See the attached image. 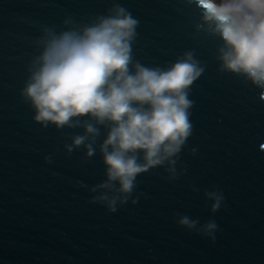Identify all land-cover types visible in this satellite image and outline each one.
Returning <instances> with one entry per match:
<instances>
[{
	"label": "water",
	"instance_id": "obj_1",
	"mask_svg": "<svg viewBox=\"0 0 264 264\" xmlns=\"http://www.w3.org/2000/svg\"><path fill=\"white\" fill-rule=\"evenodd\" d=\"M113 3L139 21L136 60L163 67L193 50L204 72L191 88L193 132L179 178L169 181L163 168L143 173L138 202L109 213L90 203L106 178L98 147L106 131L93 156L83 147L68 153L83 128L43 127L21 89L44 27L60 31L67 17L87 23ZM198 22L188 0H0V264H264V98L219 70L222 41ZM214 187L225 201L212 213L204 190ZM176 212L214 219L215 242L178 226Z\"/></svg>",
	"mask_w": 264,
	"mask_h": 264
},
{
	"label": "clouds",
	"instance_id": "obj_2",
	"mask_svg": "<svg viewBox=\"0 0 264 264\" xmlns=\"http://www.w3.org/2000/svg\"><path fill=\"white\" fill-rule=\"evenodd\" d=\"M188 3L199 10L197 29L222 41L217 49L219 70L251 83L264 98V0ZM62 25L60 31L44 27L36 39L38 53L29 63L21 96L43 127L83 128V134L73 135L72 143L65 144L68 153L83 147L87 157L93 156L101 128L106 131L98 145L106 178L90 189L97 193L90 203L115 213L129 200L138 202L133 193L139 175L163 168L169 181L179 178L176 166L193 132L190 117L195 102L189 97L204 65L193 50L163 67L140 63L133 54L139 21L120 3L87 23L67 17ZM45 161L51 162V157ZM204 197L212 213L225 201L216 187L205 189ZM173 219L215 242L214 219L201 223L179 212Z\"/></svg>",
	"mask_w": 264,
	"mask_h": 264
}]
</instances>
